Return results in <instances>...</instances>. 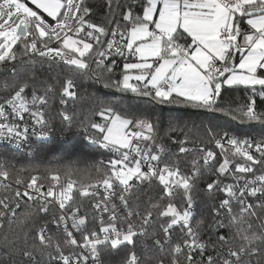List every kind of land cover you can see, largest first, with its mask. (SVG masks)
<instances>
[{"label": "snow or ice", "instance_id": "obj_1", "mask_svg": "<svg viewBox=\"0 0 264 264\" xmlns=\"http://www.w3.org/2000/svg\"><path fill=\"white\" fill-rule=\"evenodd\" d=\"M107 5L111 27L89 19L92 9L85 0H0V65H12V78L0 81V140L19 148L30 135L48 138L53 131L46 112L50 98L59 95L61 105L74 101L75 81L85 73L104 88L154 103L220 112L241 124L264 126V110H258V100L264 102V0H135L126 6L107 0ZM113 54L132 58L115 80ZM24 61L32 67L18 71L17 62ZM45 62H62L71 72L62 83L40 80L36 65ZM225 87H242L246 101L222 107ZM98 104L95 114L102 122L89 121L85 131L94 134L85 139L112 153L107 161L86 169L69 166L63 175L49 169L46 190L37 175L26 184L16 179L15 187L5 183L10 174L0 164V229L5 219L9 225L16 222L21 203L38 205L25 218L35 228L32 246L17 249L7 234L0 246L13 249V255L22 252L24 264H105L102 254L121 247L127 249L124 264H145L152 257L142 258L136 248L137 238L146 237L161 252L170 248L155 264H264V136L241 137L210 125L201 135L195 126L170 120L166 134H184L179 140L168 135L178 154L200 153L185 172L178 158H166L169 149L150 116L122 115L118 104ZM60 115L71 125L76 114ZM204 169L217 177L207 183L208 193L225 196L212 209L214 241H205L195 227L194 191ZM144 184H155L159 199L147 196V207L137 204L133 210ZM85 201L91 215L82 211ZM121 211L126 215L121 217ZM36 215L48 219L37 225ZM23 239L27 243V232Z\"/></svg>", "mask_w": 264, "mask_h": 264}, {"label": "trees", "instance_id": "obj_2", "mask_svg": "<svg viewBox=\"0 0 264 264\" xmlns=\"http://www.w3.org/2000/svg\"><path fill=\"white\" fill-rule=\"evenodd\" d=\"M122 5L126 6L128 3H134L135 0H120ZM85 5L92 9V13L89 17L93 22L98 24H104L106 27H111L109 21L112 19V14L109 12L107 0H85ZM126 10L122 7L121 11ZM115 11V5H113V12ZM139 12V9L135 10ZM121 25L124 24L122 19H119ZM246 29V25H243ZM56 46V45H53ZM238 63L239 56L236 57ZM17 70L30 69L32 65L28 61L17 62ZM95 69V65H92ZM12 65H0V81L12 78ZM37 77L40 80L48 82H63V80L70 74L71 69L63 63L57 62H45L42 65H36ZM123 69L113 70L111 77L113 80L119 79ZM107 75V73L105 74ZM77 97L74 101H70L66 105H61L59 102V95L50 98L49 107L46 110L47 119L53 129L52 137L50 140L37 142L35 145L34 154L31 156L23 155L9 148H0V164H3L5 169L9 172V184L14 186L16 179L22 181H28L33 175H37L40 179L39 182L45 184V179H48L49 169H60L63 175V170L69 166L73 169H86L88 166L100 161H107L112 157V153L107 150L100 149L98 146L87 144L85 137L93 135L92 129L85 128L88 126V122H102L101 118L95 114L99 108L98 100H104L106 102H112L118 104L120 107L118 110L122 115L127 116H150L153 122L157 125L158 136L161 143H163L169 154L167 159L169 162L173 159H179L181 168L185 172L191 171V160L200 155L199 152H192L191 154L179 155L178 145L172 143L168 138V135H172L174 139H183V133L177 132L172 134H166L168 123L170 120H182L187 123L189 127L199 128L201 135H203L204 126H212L225 129H230L240 136H251L260 138L264 136V126L259 124H241L237 120L231 119L229 116H225L220 112H208L205 110L194 109L192 107L177 106V105H161L152 102L147 97L138 96L132 93H121L115 89H108L102 87L99 83H96L94 79L87 73L80 75L76 81ZM246 91L240 88H228L225 87L222 91L220 98V105L222 107L231 105L236 108L242 105L246 101ZM258 110H264V102L258 100ZM67 111L69 114H76L71 125L62 120L61 112ZM83 125V126H82ZM191 146V145H190ZM213 147L212 145H207ZM219 153L218 149H214ZM221 157L217 155V162ZM217 165H213L215 168ZM203 174L197 180V189L194 191L195 197V212L196 221L195 227L198 229L201 237L207 241L209 238L215 240L216 233L211 227L215 221L212 209L219 206V202L224 199L219 191L208 193L206 185L216 179V175L212 169L202 170ZM78 178V176H74ZM221 181L230 182V178H220ZM139 201H133L132 207L135 210L137 204L141 209L147 207V196H154L159 199L160 189L153 184L149 186L144 184L140 187ZM0 195H3V191L0 190ZM179 200L180 197L177 196ZM37 204H21L20 209L17 210V220L12 225L8 224L7 219L4 221V228L0 229V239L5 234L10 239L15 240V246L17 249H23L25 247H31L33 243V237L35 235V228L30 227V222L25 223V218L32 213H35ZM92 213V211H91ZM35 222L37 225L43 224L45 219L39 215H36ZM224 222L227 225L229 218L225 217ZM159 230L156 229L155 232ZM223 231H227L225 228ZM28 233L27 243L24 242V234ZM155 232L152 235H155ZM162 235V233H161ZM19 237V240L15 238ZM179 232H177L176 241L180 242ZM36 246H39V242L36 241ZM148 245L147 251L143 249V245ZM141 257H152V259L145 260V264H155V259L161 256H166L170 252V248L165 246L163 252L157 248L151 238L139 237L137 238V248ZM13 249L0 246V264H24V258L22 252L15 255L12 254ZM127 249L121 247L117 250L108 249L102 254V258L105 264H124L126 258ZM46 259V258H45ZM199 259V257H197ZM206 259V258H205Z\"/></svg>", "mask_w": 264, "mask_h": 264}, {"label": "built area", "instance_id": "obj_3", "mask_svg": "<svg viewBox=\"0 0 264 264\" xmlns=\"http://www.w3.org/2000/svg\"><path fill=\"white\" fill-rule=\"evenodd\" d=\"M111 60H115V65L113 66V70L123 69V64L125 62H132V58H128V60L126 61L125 57L118 56V55H115V54L112 55ZM111 60L108 61L109 64H111ZM57 63H62V62H57ZM51 137H52V132H51L50 136L48 138H46V139H40V138H38L36 136H31L30 135L29 140L27 142H25V143H22L19 148H17L13 143H10V142H8L6 140H0V148H9V149H11L13 151H16L18 153H22L23 155L31 156V155L34 154L35 145H36L37 142H43V141L50 140ZM241 137H244V136H241ZM86 142H87V144L91 145L88 142V140H86ZM28 181H23V183L26 184ZM222 182L223 183H227V182H224V181H222ZM5 183H9V181H5ZM50 183H51V181H50L49 178L45 179V184L42 183L45 186V190L47 189V187H48V185ZM14 187H15V184H14ZM21 188L23 190L22 186H21ZM221 194L224 195L223 193H221ZM14 203H15V201H13V204ZM21 204H23V203H21ZM24 204H35V203L28 202V203H24ZM82 211H87L90 215L92 214L91 213L92 209L90 207H88V202L87 201L84 202V208L82 209ZM120 215H121V217H123L124 215H126V213L121 211Z\"/></svg>", "mask_w": 264, "mask_h": 264}]
</instances>
